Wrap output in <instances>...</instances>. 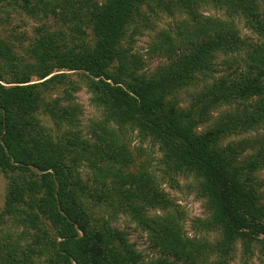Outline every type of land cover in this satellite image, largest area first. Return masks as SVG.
Segmentation results:
<instances>
[{"label": "trees", "instance_id": "1", "mask_svg": "<svg viewBox=\"0 0 264 264\" xmlns=\"http://www.w3.org/2000/svg\"><path fill=\"white\" fill-rule=\"evenodd\" d=\"M2 2L43 23L25 55L0 38V171L13 173L0 210V264H145L111 226L119 214L160 251L148 264H228L237 242L245 253L261 242L264 253V0ZM206 5L230 21L203 14ZM160 14L177 16L176 30L154 35L166 59L145 71L134 38ZM236 18L257 40L241 37ZM198 81L182 105L180 93ZM77 82L101 114L90 137L71 101ZM132 133L150 158L159 152L158 176L142 165L128 171ZM180 176L191 177L206 212L192 235L159 188ZM156 210L163 214L149 213ZM20 226L29 240L15 234Z\"/></svg>", "mask_w": 264, "mask_h": 264}, {"label": "rangeland", "instance_id": "2", "mask_svg": "<svg viewBox=\"0 0 264 264\" xmlns=\"http://www.w3.org/2000/svg\"><path fill=\"white\" fill-rule=\"evenodd\" d=\"M201 10L205 15L214 16L224 21H230L223 11L216 9L211 5L203 6ZM159 16L160 17H156L152 22V29H144L142 34L135 36L134 38L133 47L134 50L139 55H141L142 59L144 60L145 71L152 70L159 63L164 62L166 59V57L163 56L164 54L160 53V51H154V35L162 29L169 31L176 30L177 16H167L166 14H160ZM54 21L55 20H50V25L55 24ZM42 23L43 21L30 17L18 7H12L9 5V3L5 4V2L4 4L3 2L0 3V38L8 40L10 43H12L19 55H25L27 53L26 48L35 38L36 27ZM232 24L239 31L242 38L247 37L250 41L257 40L255 35L244 28V24L240 19H234ZM218 62L219 68L226 69L227 64L223 61V56L218 58ZM224 72L227 71H222L218 74H222ZM69 74H71L69 75L71 80L77 79V76L74 72H69ZM34 79L35 77H33V80ZM77 85L79 88L72 92L73 98H71V101L74 104L80 106L82 110V113L79 115L78 124L79 128H81L82 135L90 137L89 135L92 130L93 121L97 120L101 114L98 108L91 104L90 94L87 92L84 83L77 82ZM202 85L203 82L198 81L196 82V88H189L182 91L179 95L182 105H186L190 101L192 93L200 89ZM226 109L227 107H223L221 110H214L212 113L213 117H217L221 111ZM39 118L40 121L45 123L49 128L51 127L49 119L45 118V116L39 115ZM53 133H56L55 129L53 130ZM253 134L254 133H250V135ZM244 135L249 134H241L240 136H236L235 139L241 138ZM127 141V146L131 151V155L134 157V161L128 167V171L137 172L140 170L142 165V168H147L149 172H155L158 176V174L161 173L156 161V158L159 157V152H154L153 158H150L149 155L145 154L143 151L146 150L149 153V144H147V142L141 144L135 133L130 134ZM141 145L144 149L138 150ZM137 155L139 156L137 157ZM80 171L83 179L89 178L91 181L92 177L88 168L85 166L81 167ZM259 174L262 178H264V170ZM12 176V172L0 171V210L3 208L8 182ZM174 182L175 183H171L168 177H165L164 180L160 181L159 188L162 190L165 197L175 204L174 208L178 210L177 218L179 219V222L182 223L183 232L192 235L194 233V229L192 227L193 220L197 217L204 218L206 216L203 200L197 196L196 191L193 189L191 177L180 176L175 179ZM149 213L163 214V211L156 210ZM111 226L127 233L130 242L134 243L135 249L139 251L144 257L145 264H148L150 261L156 259L160 255V251H157V249L153 248V243L150 241L146 232L142 231L128 215L119 214L117 218L111 220ZM6 229L7 228L4 227V230ZM11 229L14 230L15 228L12 226ZM1 232L2 231H0V233ZM15 234L24 236L25 240L30 239L28 231L22 228V226L16 229ZM259 238H262V236ZM210 240H214V237L211 236ZM261 247V242L254 241L251 246L253 251L245 253L243 251V245L240 242H237L234 253L228 260V264H264V253L261 251ZM168 257L170 260H174L173 256Z\"/></svg>", "mask_w": 264, "mask_h": 264}]
</instances>
